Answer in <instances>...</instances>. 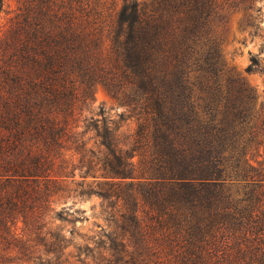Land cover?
I'll return each instance as SVG.
<instances>
[{
    "label": "trees",
    "instance_id": "trees-1",
    "mask_svg": "<svg viewBox=\"0 0 264 264\" xmlns=\"http://www.w3.org/2000/svg\"><path fill=\"white\" fill-rule=\"evenodd\" d=\"M15 1L0 37V264H72L75 232L56 222L93 195L105 227L74 245L93 264H264V109L223 65L228 0ZM99 84L136 114L131 141L94 105Z\"/></svg>",
    "mask_w": 264,
    "mask_h": 264
},
{
    "label": "rangeland",
    "instance_id": "rangeland-1",
    "mask_svg": "<svg viewBox=\"0 0 264 264\" xmlns=\"http://www.w3.org/2000/svg\"><path fill=\"white\" fill-rule=\"evenodd\" d=\"M228 4L234 7L227 13L226 24L221 30L223 42L221 45V58L225 70L232 77L243 78L255 96V109L260 105L264 109V0H228ZM16 6L15 0H3L0 8V37L8 26V21ZM250 67V70H247ZM98 109H102L105 118L110 125L117 129L123 141H131L139 124L137 116L131 106L125 103L109 91L103 85H97L95 90V103ZM259 140H263L257 152L253 154L257 159L264 157V130ZM140 150L136 151L133 161L138 164ZM259 154V156H258ZM141 166L137 165L135 175L140 176ZM70 211L66 218L69 221H57L56 229L74 230L69 238V246L65 254L70 252L68 262L72 264H93L89 257L75 256L77 252L74 245L81 244L78 235H90L98 229L96 225L105 227L101 214V199L97 196L85 197L82 200H74L68 203ZM74 211V213L71 212ZM76 211V212H75ZM79 215L83 216L81 219ZM78 234V235H76ZM66 259L62 256L61 260ZM80 259L81 261L77 260ZM64 263V261H62ZM62 264V263H61Z\"/></svg>",
    "mask_w": 264,
    "mask_h": 264
}]
</instances>
